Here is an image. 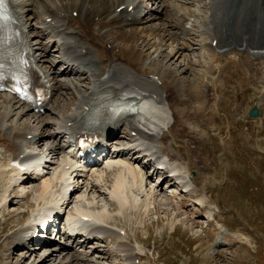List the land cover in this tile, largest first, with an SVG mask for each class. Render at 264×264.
I'll list each match as a JSON object with an SVG mask.
<instances>
[{
	"label": "bare ground",
	"instance_id": "bare-ground-1",
	"mask_svg": "<svg viewBox=\"0 0 264 264\" xmlns=\"http://www.w3.org/2000/svg\"><path fill=\"white\" fill-rule=\"evenodd\" d=\"M13 1L25 20L26 29L34 37L41 61L53 76L57 96L53 105L65 99L62 96L66 86L74 88L76 94L70 102L62 103L56 117L49 120L43 115L31 114L14 96L0 93V213L3 212L0 229L4 228L0 231V238L4 239L0 264H25L27 257L37 252L40 253L38 260L30 258L27 264H103V261L109 264L108 259L114 264H148L139 245L132 243L127 226H111L108 222L124 218L130 224L133 216L149 214L151 204L164 202L158 197L166 192L163 188L166 181L173 186L186 181L190 186L193 184L183 196L182 207L184 204L192 206V203L187 206L186 202L193 200L203 211L208 194H212L207 187L206 192L199 190L202 184L199 171L202 170L193 174L197 166L187 161L182 153L185 147L176 145V137L184 127H188L184 128L186 136L194 137L195 132L187 125V121L193 122L196 116L190 106L192 97L179 95V89L184 88L173 68L164 66L157 71L151 67V72L149 67L159 58H167L164 55L167 48L168 54L175 56L186 45L185 50L180 51L184 53L192 45L184 40L191 35H201L204 37L202 47L210 59L211 78L225 77L224 61L230 58L227 52L237 54L234 48L238 47L245 55L247 53L246 60L257 63L252 65L254 69H259L260 65L264 66V0H193L198 2L196 8L169 4L179 0H149L153 8L144 4V0ZM125 4L126 7L120 9ZM36 17L40 19L39 26L33 23ZM155 17L160 22H152ZM45 36L49 39L47 42L43 41ZM54 43L62 52V65L49 58ZM66 63L68 66L64 67ZM72 71L83 77L89 74L83 81L89 79L90 84L81 88L77 81L69 78ZM217 84L212 79L207 83L208 106L201 113L212 116L216 124L220 123L218 115L223 101L220 104L218 99L209 100ZM103 96L120 100L132 98L138 102V108L128 116H117L108 108L103 110L101 120L109 134L115 135L110 149L113 156L96 168L83 171L75 160V150H68L71 139L67 123L76 115L80 116L93 98ZM239 106L242 109L241 103ZM26 116L27 121L23 119ZM121 126L128 129L129 135L123 137L117 133ZM176 128H180L177 133ZM198 130L203 131L199 127ZM184 132L183 138L186 137ZM199 133L196 132L198 137ZM189 141L187 143H193ZM195 143L197 147L199 144ZM202 144L208 155L204 158L206 164L213 157L207 150L209 146L204 141ZM32 147L36 150H31ZM7 153H10L8 158ZM160 158L165 161L167 170L156 167L148 171L149 165ZM12 159L33 160L29 167L22 169L14 168L10 164ZM169 168L176 170L177 175L169 174ZM159 174L164 177L162 182L153 183ZM16 208L19 209L17 217L6 219ZM48 211L55 216L64 211L74 224L82 223L84 216L89 217L87 223H83L82 233L86 236L83 239L82 236H64L60 242L37 241L30 233L38 218ZM185 211L190 213L189 208ZM19 215L20 221L13 224ZM122 229L126 234L121 233ZM94 241L96 244L90 246ZM112 242H115L113 246ZM143 245L145 248V243ZM221 245L224 244L220 240L216 241V247ZM17 251L26 255L21 259L22 253ZM94 252L100 254L98 259L93 257ZM14 255L20 259L16 260ZM115 258L120 261H114Z\"/></svg>",
	"mask_w": 264,
	"mask_h": 264
},
{
	"label": "rangeland",
	"instance_id": "rangeland-1",
	"mask_svg": "<svg viewBox=\"0 0 264 264\" xmlns=\"http://www.w3.org/2000/svg\"><path fill=\"white\" fill-rule=\"evenodd\" d=\"M199 2L201 4V1ZM172 3L187 4L192 8L198 6V2L193 0H180ZM150 5L151 3L149 7H151ZM159 20L154 19L153 22H160ZM39 22V18L33 19V23L37 26L40 25ZM190 26L191 24L188 27ZM197 37L191 35L187 37L190 42L184 40V43L192 44L184 53L180 51L185 50L186 45L182 46L175 56H170L169 48H164V50L166 49L164 55L167 58H159V61L151 65L149 69L152 72V70L157 69L158 71L164 66L173 68L182 80L184 90L179 91L180 96L183 98L192 97V103L189 102L196 116L194 115L193 122L188 120L187 125L193 129L195 135L193 134V138L186 136L184 130L188 127H184L182 133L184 132V137L188 138L187 141L193 140V143H187L186 137L183 138L181 133L176 134L178 136L176 145L185 147L182 153L186 155L187 161L191 165L195 163V167L197 166L194 168L196 172L193 174H198V171L202 170L199 171L202 173L199 178L202 183L199 190L206 192L207 187L212 191V194L207 196L209 198L206 202L207 207L202 211L192 200L186 202L187 206L191 203L192 206L185 207L184 204L182 207L181 203L185 194L181 191L182 187L178 184L173 186L164 182L163 188L166 192L158 197V200L168 203L171 199L172 202L163 204L157 201L160 204H156V206L151 204L149 214L141 216L134 214L133 222L130 224H127L124 218L112 219L110 223L127 226L126 228L131 233L132 243L136 240L142 242V249H145L146 254L148 253L143 259L148 264L151 263L147 257L153 264H264V66L260 65L259 69L258 67L254 69L252 65L256 66L257 63L252 64L246 60L247 53L245 55L244 50L238 47L234 48V51L238 52L237 54L227 52L230 58L224 61L227 67L225 77L211 78L212 74L210 66H208L210 59L207 56V50L202 47V42H204L202 38L204 37L201 35ZM111 40L113 39L111 38ZM240 50L242 53H239ZM51 59L58 61V53L53 51ZM238 60H242V63ZM229 66L231 67L228 70ZM80 77L81 75H74L71 78L77 81ZM210 79L218 84L216 92L212 93L214 95L210 100L208 99L209 102H212L213 98L218 99L220 104L221 100L223 101L218 115L220 123L217 124L212 116L201 114L208 106L205 89ZM79 84L84 89L90 84V80L79 82ZM65 88L63 89L65 95L62 98L65 97L66 100L56 101L52 115L43 117L49 120L55 117L54 114L59 110V106L65 101L70 102L73 96L75 97V89L68 86ZM240 103L242 109H240ZM254 105H258L261 110V114L257 118L249 116V110ZM24 119L27 121L28 117ZM195 120L197 127L194 123ZM205 126L206 129L203 130ZM181 127L183 126L181 125ZM198 127L203 131L200 132ZM178 131L180 128H176V133ZM196 132H200L201 138L196 135ZM203 141L209 146L206 148L213 157L206 164L204 158H207L208 155L204 153L206 152L204 145H201ZM195 142L199 144L197 147H195ZM187 145L193 146L192 150ZM194 148L196 150H193ZM30 149L36 150L35 147ZM7 155L9 156V153ZM157 181H161V179L157 178ZM166 196H169V199ZM164 197L166 198L164 199ZM154 203L156 202L154 201ZM188 208L190 213H193L192 217L188 211H185ZM18 212L19 209L16 208L15 212L11 214L12 216H8L6 219L16 218ZM0 216H2V212ZM19 221L20 215L12 223L15 224ZM143 224H145L144 228ZM7 234H5V238ZM3 240L0 238V249ZM219 240L224 245L216 247V241ZM114 243L112 242L111 245L113 246ZM143 243H145V248ZM95 244L96 242L90 246ZM105 246L111 249L110 245L105 244ZM18 253H22L20 254L21 259L26 255L23 252ZM99 255L95 252L93 257L98 259ZM39 256V252L28 256L25 264L30 262V258L38 260ZM20 257L16 258L15 256L14 258L17 260ZM108 260L109 264H114V262H110V259ZM114 261H120V259L115 258ZM104 263L105 261H103Z\"/></svg>",
	"mask_w": 264,
	"mask_h": 264
},
{
	"label": "water",
	"instance_id": "water-1",
	"mask_svg": "<svg viewBox=\"0 0 264 264\" xmlns=\"http://www.w3.org/2000/svg\"><path fill=\"white\" fill-rule=\"evenodd\" d=\"M250 115L251 116H258L259 115V110L257 107H254L253 109H251L250 111Z\"/></svg>",
	"mask_w": 264,
	"mask_h": 264
}]
</instances>
